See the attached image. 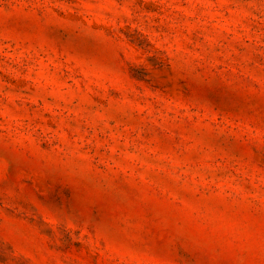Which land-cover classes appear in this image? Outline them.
<instances>
[{
	"label": "rangeland",
	"instance_id": "1",
	"mask_svg": "<svg viewBox=\"0 0 264 264\" xmlns=\"http://www.w3.org/2000/svg\"><path fill=\"white\" fill-rule=\"evenodd\" d=\"M0 264H264V0H0Z\"/></svg>",
	"mask_w": 264,
	"mask_h": 264
}]
</instances>
